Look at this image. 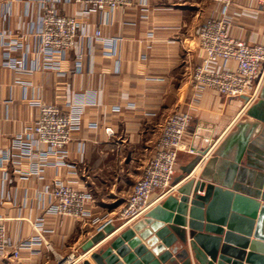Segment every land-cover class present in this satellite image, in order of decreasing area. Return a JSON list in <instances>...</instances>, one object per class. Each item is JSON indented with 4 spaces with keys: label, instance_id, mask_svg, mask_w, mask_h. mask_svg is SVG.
Listing matches in <instances>:
<instances>
[{
    "label": "crops",
    "instance_id": "1",
    "mask_svg": "<svg viewBox=\"0 0 264 264\" xmlns=\"http://www.w3.org/2000/svg\"><path fill=\"white\" fill-rule=\"evenodd\" d=\"M259 5L260 0H233L229 11L237 22L231 26L232 36L264 44V12H259ZM59 6L67 15H82V8L71 2ZM220 8L215 0H130L125 8L111 12L106 24L102 23L105 13L80 16L87 33L100 29L102 37L89 42L79 36L75 48L61 62L63 71H71L77 53L91 46L93 53L84 55L79 75L68 78L64 73L50 75L41 69L20 72L0 65V155L1 150L11 147L16 134L35 122L36 100L58 103L65 111L70 110L67 101L83 106L79 127L67 146V163L47 167L46 179L37 175L26 178L31 165L19 162L18 156L17 165L0 168V196L6 172L13 181L8 186L9 199H0V217L11 239L38 235L35 223L41 222L42 235H47L45 245L50 242L59 257L76 250V254L86 255L82 246L97 232L103 222L99 219L120 210L143 175L164 118L175 110L189 109L191 72L200 61L196 29L211 16H219ZM243 10L250 14H242ZM255 13L257 17L252 15ZM38 22V0H0V32ZM17 55L22 57L23 53ZM26 61L30 67L33 56L28 55ZM252 103H246L243 96L223 97L207 89L193 112L179 153L181 168L191 166L193 170L198 156L202 157L199 148H204L203 142L196 141L200 134L203 139L215 138V144L194 177L200 178L204 171L226 175L232 160H223L216 150L249 118L246 109ZM93 123L96 130L91 129ZM106 127L114 133L107 134ZM54 179L87 186L95 199L87 205L91 216L76 220L50 212L43 190ZM157 196L154 193L152 199ZM116 225L118 228L91 251L126 228ZM57 259L45 255L39 264H55ZM86 259L96 264L91 255ZM28 260L31 257L24 256L21 264H28Z\"/></svg>",
    "mask_w": 264,
    "mask_h": 264
},
{
    "label": "built area",
    "instance_id": "2",
    "mask_svg": "<svg viewBox=\"0 0 264 264\" xmlns=\"http://www.w3.org/2000/svg\"><path fill=\"white\" fill-rule=\"evenodd\" d=\"M67 2L80 6L82 15L63 13L59 4ZM215 2L218 8L221 6L220 15L211 16L196 29L200 61L191 72L189 109L175 110L164 118L143 175L134 183L124 206L99 219L103 222L98 229L107 223H118L120 229L127 227L169 194L175 193L178 184H172V181L182 172L179 153L191 126L193 112L200 107L207 89L214 90L223 97L248 95L249 102L258 99L264 84V44L248 43L232 36L231 26L237 22L229 11L233 0ZM129 4L130 0H38L39 22L36 25L18 27L13 32H0V65L20 72L41 69L48 71L50 75L64 73L68 78L72 74L79 75L84 55L90 57L93 53L91 46L88 45L77 53L71 71H63L61 62L75 48L79 36L87 37L89 42L102 37L100 29L87 33L80 16L105 13L102 23L106 24L111 12ZM258 9L259 12H264V0H260ZM242 14L250 13L243 10ZM252 15L258 16L257 13ZM19 51L23 53L22 57H18ZM28 55L34 58L30 67L26 61ZM65 103L70 110L65 111L55 102L36 100L35 122L15 135L9 149L1 150L0 168L8 164L17 165L18 156L19 162L27 161L31 165L26 178L37 175L40 179H46L47 167L67 163V146L79 127V115L83 106L76 105L73 101ZM97 127L96 123L91 124V129L96 130ZM105 131L109 135L114 133L110 127H106ZM213 148L210 147L202 155L191 176H195L202 162L210 157ZM12 182L6 172L2 181L1 200L9 199L8 186ZM43 192L48 195L50 212L76 220L91 216L87 205L95 199L87 186L54 179L50 185L45 186ZM154 193H158V196L153 200ZM35 225H38V235L18 241L7 235L6 224L0 217V264H21L24 256L31 257L26 263L39 264L45 255L48 258H58L55 264H80L86 260L87 254L91 255V250L86 255H78L76 250L65 257H59L50 242L46 241L45 245L47 235H42V223ZM43 244L46 246V253L42 250Z\"/></svg>",
    "mask_w": 264,
    "mask_h": 264
},
{
    "label": "water",
    "instance_id": "3",
    "mask_svg": "<svg viewBox=\"0 0 264 264\" xmlns=\"http://www.w3.org/2000/svg\"><path fill=\"white\" fill-rule=\"evenodd\" d=\"M246 113L249 118L216 150L232 160L226 175L204 171L197 179L191 166L182 168L175 194L112 235L91 259L96 264H264V84ZM199 136L205 154L215 138ZM117 228L103 225L82 249L91 250Z\"/></svg>",
    "mask_w": 264,
    "mask_h": 264
}]
</instances>
